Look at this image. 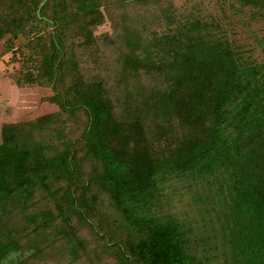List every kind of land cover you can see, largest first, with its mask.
<instances>
[{
	"label": "trees",
	"instance_id": "16d2710c",
	"mask_svg": "<svg viewBox=\"0 0 264 264\" xmlns=\"http://www.w3.org/2000/svg\"><path fill=\"white\" fill-rule=\"evenodd\" d=\"M173 1L0 0L18 86H49L60 107L3 127L0 264H202L192 230L158 210L169 179L207 184L196 198L225 264H264V60L230 35L264 0L208 16Z\"/></svg>",
	"mask_w": 264,
	"mask_h": 264
},
{
	"label": "rangeland",
	"instance_id": "374dc122",
	"mask_svg": "<svg viewBox=\"0 0 264 264\" xmlns=\"http://www.w3.org/2000/svg\"><path fill=\"white\" fill-rule=\"evenodd\" d=\"M179 13L183 11H201L206 15L220 14L216 0H174ZM195 11V12H196ZM198 13V12H196ZM233 29L231 38L251 53L252 58L259 62L264 60V19H251L250 14L230 20ZM111 23L106 18L100 33H111ZM20 41H16V45ZM4 40L0 41V144L3 142V127L6 124L31 123L37 118L58 112L60 107L47 99L54 95L49 86L24 85L18 86V79H23L27 66L19 60V53L12 57V53L2 54ZM5 55V56H3ZM18 57V58H17ZM82 116L71 125L74 133L82 129ZM199 187L188 181L177 179L167 180L164 185L165 197L158 205V210L164 214H171L192 230L190 234L193 251L202 264H225L222 255V239L220 224L211 218L215 212L196 196L207 192V184L201 182ZM52 235V230H47ZM219 248V249H218ZM221 248V249H220ZM21 258V252H12L3 259V264H15Z\"/></svg>",
	"mask_w": 264,
	"mask_h": 264
},
{
	"label": "water",
	"instance_id": "95a60500",
	"mask_svg": "<svg viewBox=\"0 0 264 264\" xmlns=\"http://www.w3.org/2000/svg\"><path fill=\"white\" fill-rule=\"evenodd\" d=\"M54 40H55V43H56V45L59 47V45H58V42H57V40H56V37H55V35H54Z\"/></svg>",
	"mask_w": 264,
	"mask_h": 264
}]
</instances>
